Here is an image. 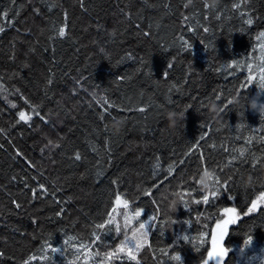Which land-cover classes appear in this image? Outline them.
<instances>
[{
  "label": "trees",
  "instance_id": "1",
  "mask_svg": "<svg viewBox=\"0 0 264 264\" xmlns=\"http://www.w3.org/2000/svg\"><path fill=\"white\" fill-rule=\"evenodd\" d=\"M0 29V264H84L81 244L93 254L113 250L123 239L114 226L91 240L105 231L95 224L117 194L147 214L159 209L140 264H176L173 251L200 264L191 243L172 241L197 235L194 218L206 206L185 196L191 211L181 204L173 212L176 193L214 169L221 181L232 177L225 206L246 211L264 185V119L232 103L258 91L247 64L264 47V0L212 8L205 0H0ZM233 61L244 63L237 70ZM242 177L255 183L243 187ZM237 225L226 237L227 264H264V251H253L264 244V210L241 212ZM246 234L252 244L241 252Z\"/></svg>",
  "mask_w": 264,
  "mask_h": 264
},
{
  "label": "snow or ice",
  "instance_id": "2",
  "mask_svg": "<svg viewBox=\"0 0 264 264\" xmlns=\"http://www.w3.org/2000/svg\"><path fill=\"white\" fill-rule=\"evenodd\" d=\"M245 23L252 24V20L247 19L245 20ZM58 35L60 37H64L66 35L64 26L59 27ZM260 38H264V32L260 33ZM261 62L264 63V58H261ZM243 63V61H233V63L229 64L228 67L231 68L233 65H235L236 69L239 70ZM247 68L249 71L247 83L251 84L254 80V76L252 75L253 64L248 63ZM259 71L261 73V81H264V67L260 68ZM241 87L243 88L244 85L242 84ZM256 88L258 90L264 89V83L259 85L256 84ZM229 103H231V101H229ZM109 106L111 107V105ZM12 107H15V105H12ZM139 110L143 111V109ZM17 115L19 120L25 123L31 119L30 115L23 111L18 112ZM261 118L264 119V116ZM237 127L239 128L240 125H237ZM200 139H204L203 135L200 137ZM241 154H243V152ZM75 158L79 160V154H77ZM200 159L203 161L204 157L201 156ZM165 171L170 175L172 172L171 165ZM231 179L232 177L230 176L228 180L221 181V179L215 173L209 174L207 169H205L204 176H202L199 181L196 179L194 180L196 187L189 185L183 194L176 193V195L181 196V200L179 203L176 201L172 202L173 212L175 208L179 207L181 204L186 211H191L188 208V201L184 199L185 196L192 197L191 203L194 205L206 206L204 210H197V214L194 218L195 224L198 226L196 228L197 235L189 236L177 233L174 240L172 241L173 245H175L179 240H183L186 244L191 243L193 249L197 253H201L200 264H227L226 257L229 255L232 249L226 246V237H228L230 234L231 226H238L237 222L241 221V212L243 213L244 217H248L250 214L256 213L258 209L264 210V185L261 186V189L258 191V193L254 194V198H251L250 204L246 202L244 206L246 207V211L238 205L225 206L226 201H232L234 199L233 195L231 194V186L229 184V180ZM209 181H214L215 187L210 186ZM112 183L115 184L116 181L114 180ZM201 184L206 189L205 191L200 190L199 185ZM221 189L224 190L223 193L221 192ZM41 190L43 191V186H41ZM197 192L200 193V195L193 196V193ZM225 194H227L226 201L221 199V197ZM143 195L151 196L152 193L148 190H145ZM13 203L16 202L13 201ZM153 203H155V201H153ZM16 206L19 207L20 205L16 204ZM142 214L146 216V218H143ZM117 215L122 217L123 227H121L120 223H117ZM158 215V208L155 209L152 214H147V210L140 205H136L133 208L130 206L128 199L124 198L120 194L115 195V198L112 201L111 210L107 212V219L95 224L96 229L105 231H103L101 234L93 233L91 243L96 244L97 241H102L103 236L111 235L112 227L110 226H114L117 237L123 235V239H121L119 243L115 245L113 250L106 251L103 253V255H101L100 252L93 254L87 250V245L81 244L77 251H80L81 249L84 250V264H89V260H92V264H114V261L119 260L123 262L125 258L129 264H140L138 255L143 248L151 246L149 236L152 229L157 227L152 222L156 220ZM168 223L171 225L185 224L191 226L192 221L171 219ZM159 228L163 229L164 224L161 223ZM185 231H187V229H185ZM232 232L235 233L234 228H232ZM163 234V231L159 232V235L163 236ZM70 239L71 238H69V240ZM69 240H65L64 243L68 244ZM243 244L244 248L240 249L241 252H243L246 247L252 244V236L250 234H246ZM202 249L203 252H201ZM49 250L52 253H60L63 251V249L54 246H49ZM160 251L165 256L169 255L166 248H162ZM262 251H264V249H262ZM94 257L101 258L99 261H96ZM33 259H35V257H29L24 261V264H30L31 260ZM42 259H47V257H42ZM170 259L175 261L176 264H183L182 256L177 251L172 252Z\"/></svg>",
  "mask_w": 264,
  "mask_h": 264
},
{
  "label": "clouds",
  "instance_id": "3",
  "mask_svg": "<svg viewBox=\"0 0 264 264\" xmlns=\"http://www.w3.org/2000/svg\"><path fill=\"white\" fill-rule=\"evenodd\" d=\"M205 2L208 4V7L212 8L215 6L216 0H205ZM261 58H264V48H261L259 56L254 58L253 64H255V67L252 69L253 72H256L258 79L256 81V84L259 85L261 83H264V81H261V73L260 71H257V69H260L264 67V63L261 62ZM259 60L260 62L257 63L256 61ZM264 93V89H259L255 95L251 97H247L246 99L244 98H239V97H233L232 103L233 105L237 107L243 108V112L241 113L242 116H244V113L247 112H252L258 115V117L264 116V101H261V94ZM208 107L212 113H215L218 115V108L215 104V101H209ZM209 174L215 173L214 169H209L207 170ZM205 170H201L196 174L195 179L197 181L200 180L202 176H204ZM264 179V178H262ZM255 183L250 177L248 178L247 184L244 182V178L242 177L240 180V184L243 187H248L251 184ZM210 186L215 187L214 181H209ZM199 188L201 191H205L206 189L204 186L201 184L199 185ZM247 248V247H246ZM245 248V249H246ZM244 249V251H245ZM261 249H264V244L260 245L259 248L253 249V251L260 252ZM243 251V252H244Z\"/></svg>",
  "mask_w": 264,
  "mask_h": 264
}]
</instances>
